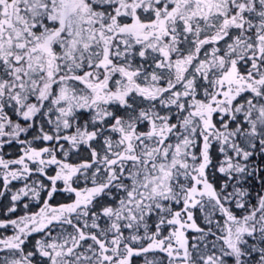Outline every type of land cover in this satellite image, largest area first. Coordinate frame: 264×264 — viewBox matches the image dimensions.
<instances>
[{
  "label": "snow or ice",
  "instance_id": "snow-or-ice-1",
  "mask_svg": "<svg viewBox=\"0 0 264 264\" xmlns=\"http://www.w3.org/2000/svg\"><path fill=\"white\" fill-rule=\"evenodd\" d=\"M0 264H264V0H0Z\"/></svg>",
  "mask_w": 264,
  "mask_h": 264
}]
</instances>
